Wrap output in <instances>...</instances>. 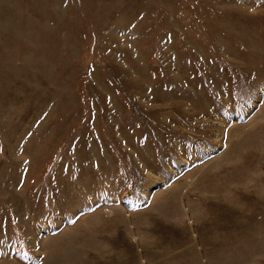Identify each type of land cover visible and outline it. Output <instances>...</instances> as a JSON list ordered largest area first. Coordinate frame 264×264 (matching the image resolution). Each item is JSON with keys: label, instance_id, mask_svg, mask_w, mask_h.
I'll use <instances>...</instances> for the list:
<instances>
[{"label": "rangeland", "instance_id": "rangeland-1", "mask_svg": "<svg viewBox=\"0 0 264 264\" xmlns=\"http://www.w3.org/2000/svg\"><path fill=\"white\" fill-rule=\"evenodd\" d=\"M0 264H264V0H0Z\"/></svg>", "mask_w": 264, "mask_h": 264}]
</instances>
